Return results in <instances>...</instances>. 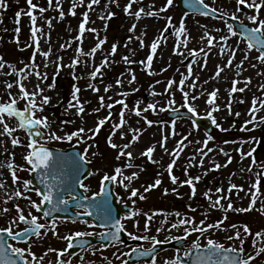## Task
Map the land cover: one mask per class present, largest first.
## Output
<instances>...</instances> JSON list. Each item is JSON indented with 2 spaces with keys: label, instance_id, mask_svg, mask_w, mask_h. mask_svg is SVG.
<instances>
[{
  "label": "rangeland",
  "instance_id": "rangeland-1",
  "mask_svg": "<svg viewBox=\"0 0 264 264\" xmlns=\"http://www.w3.org/2000/svg\"><path fill=\"white\" fill-rule=\"evenodd\" d=\"M72 2L73 0H61L60 8H57L56 0H53L52 7H49L48 0H33V3L46 9L43 13H40L38 8L32 10L37 17L36 25L43 32L40 39L41 51L37 52L35 57H33V52H36V47L31 38V19L26 14L29 8L27 0H6L8 7L0 8V57L7 62L5 68L0 69V103L10 100L8 95L10 92L12 97L18 99L17 107L23 110L26 101L19 99L20 89L16 83L17 80H20L28 92H38L35 98L38 104L44 96L50 98L49 103L43 106V111L36 112L37 116L48 117L51 126L48 131H55L58 135L64 136L65 133H70L81 127L85 128L84 139L81 142H77V140L75 142L84 150L87 149V156L92 160V167L94 166V174L87 181H98L100 176L103 179L106 173L112 175L116 167L122 169L124 176H130L136 172L137 178L132 180L130 184L125 180L128 184L125 191L119 188L117 190L120 195L119 201L132 205L134 211L140 213L133 219L124 220L125 228L131 233L137 236H155L159 241L165 242L174 237L184 236L183 229L188 225L171 228V224L180 218H194L198 226H206L207 224H215L227 216L221 229H209L203 236L198 233L199 235H196L195 240L188 236L189 243H193L199 238V243L204 246L207 239L211 238L222 243L225 248H239V239H227L229 235H234L235 231L229 226L247 224L252 235H245L242 228L240 229L245 241L243 245L245 255L251 254L256 257L250 264H264V253L256 256V250L264 247V237H257L255 246L252 243L254 234L264 230V215L258 211L261 202L264 201V183L260 185V195L253 210L248 212L235 211L237 208L248 207L251 201L250 192L255 191L251 185L256 182L258 176L264 179V166H262L264 163V122L260 119L264 117V109H261L259 104L260 100H264V88L260 87L264 85V64L256 60V55L251 52L248 60L244 61L241 66L239 75H237L238 69L235 65L243 59L245 46L235 36L228 40V48H235L238 44L240 50L236 53L233 65L224 68L218 78L213 77L217 65L224 66L227 63V49L226 54L222 56L219 47H213L208 53L206 66H204L203 57L197 56V62L192 65L193 75L186 80L184 91L189 92V97L192 95L199 96L194 101L189 99V103L196 108L198 116L208 118L207 112L211 111V106L207 104L208 93L218 89L216 104L219 106V111L213 112V116L220 127L214 125V134L212 135L214 139L208 141L207 145V148H211L212 151L207 152V148H204L203 145V141L207 137L201 132L193 130L189 123L166 121L162 125H155L149 123L148 118L152 115L163 116L165 112L172 109H183L179 105L181 96H183L180 91L179 80L182 74L187 76V66L192 63L189 50L196 49L198 51L201 48L207 50V41L201 40L205 33V27L202 26H206L208 33L219 41L220 36L229 35L226 23L224 21L212 22L197 17L186 18L177 11L175 0L166 11L159 12L160 18L142 16L139 20L134 15H128L124 12L123 9L128 4V0H114V2L113 0H100L98 4H92L91 9L88 7L90 0H83V4H79V0H77L78 6L74 9L75 15L69 12ZM204 3L208 4L209 8H215L226 16L232 17V14L235 13L239 21L248 24L250 21L247 20V15L255 14L254 10L243 5L240 6L241 10L237 12L236 0H204ZM165 4L166 0H140L139 3L133 4L130 12H135L140 7H144L145 11H148L150 10L149 5H152L151 10L158 11ZM61 9L65 13L63 19H60L59 16ZM18 11L22 13L19 24L16 23ZM84 12H88L89 16L88 23L85 25L86 29L94 28L96 32L85 31L81 42L76 37L79 35V25L83 20ZM108 12H112L114 15L108 18ZM260 15L264 18V8L261 9ZM102 16L105 18L102 19ZM167 17H172L173 33L167 39L160 40V34L168 24ZM48 19L52 20L51 28L48 27ZM181 19L185 23L188 42L187 47H184L183 44L180 47L183 55H178L174 54L173 51L177 40L174 30L179 27ZM133 24H136L135 30L129 31ZM17 27L20 28L19 34L15 31ZM38 35L40 34L38 33ZM17 36L19 43H17ZM129 37L132 39L129 40ZM141 39L144 42V47L140 46ZM100 40H105V43L101 45L94 56L76 52V49L80 47L84 53H87ZM156 40H159L160 43L151 64V71L154 74L150 75L140 61H146L147 56L151 53V44ZM219 43L223 42L219 41ZM113 44L117 45V51L114 55H109ZM61 45H65V47L61 48ZM49 48H51V53L48 58H45L41 52L48 51ZM106 56L108 63L101 67L102 75L98 74L93 79L90 73L97 66L102 65ZM123 56H128L133 62L125 63L122 60ZM74 59H78L79 62L72 66ZM8 64L15 65L16 69L23 68L24 71L17 75L12 68L8 67ZM33 64L37 67H33ZM45 65L47 66L45 67ZM252 65H256V67H252ZM162 69H166V71H161ZM36 72H39L42 77L46 76V78L37 77ZM133 74L136 76V80L130 84L129 81ZM25 76L26 79H21ZM197 77L196 87L194 89L188 87ZM118 78L122 81L120 85L116 84ZM249 79L251 82L245 87V83ZM168 80L175 81V85L169 92H165ZM234 80L238 81L236 87L245 88V91H237L232 94L230 113L228 109L229 90L233 87L232 82ZM157 81L160 83H156ZM7 83H12L13 87L8 89ZM90 84L98 91H93L92 87H89ZM109 84L112 87L105 92L104 89ZM74 87L79 89L77 97L85 109L79 115H77L75 107L69 108V103L76 104L72 97ZM133 89L137 90L133 91ZM124 92L129 93V95L126 97L120 95ZM152 92L157 94L152 95ZM101 96L105 97V105L110 103L114 105L112 109L106 106L100 107ZM63 98H65V102L62 100ZM173 98L175 103L169 105V99ZM254 98L257 99L256 107L260 110L256 112V120L246 124V121L252 119L249 109L252 108ZM121 99L128 105V108L124 109L126 123L120 129H116L115 134L112 135L113 124L120 122V113L123 107L114 102ZM137 101L140 102L138 105L140 109H145L149 103H154L156 106L154 109L142 111L141 115L137 116L132 111L133 108L137 107ZM96 109L99 111H95ZM109 112H111L110 117ZM237 112L240 113L239 116L236 115ZM105 117H109V119L93 136L92 132L88 130H95L98 121ZM5 122L16 131L11 136L0 135V165H3L0 167V182L4 185L0 187V228L8 227L10 221L17 216L16 204L20 205L25 216H28L29 211L35 215L36 209L29 207L30 202L28 200L13 195L17 189L24 193V196L31 197V200L38 203L35 191H25L23 184V181L28 180V169L30 168L24 159L28 153L29 132L17 127L18 118L16 117L9 118L6 116ZM133 129H140L141 131L138 134V140L125 149L126 152L132 153L131 160L129 161L126 156H121L117 160L116 156L120 152V147L111 148L107 138L112 135L113 143L123 146L132 140L134 133L131 130ZM259 129L262 130L261 134H258ZM173 130L175 135H173ZM2 131L3 125H0V132ZM121 133H123V138ZM13 137L20 140V144L15 147L11 142ZM88 137L92 138L88 139ZM165 137H167L166 141H164ZM184 137H187V140H184ZM38 141L39 144H49L56 147L62 146L63 142L50 140L47 134ZM162 141H164V147L160 146ZM179 141H183L185 146L173 166L172 174L178 178L177 184L174 185L168 174L167 166L174 158L170 153L177 149ZM242 141L243 143H241ZM256 141H261L253 153L257 163L253 164V157H245L241 160V151L247 153L250 149L255 148ZM153 146L152 160L156 161L155 163L141 155L148 147ZM261 147L263 151L260 150ZM201 148L207 152V155L203 156L204 163L202 166L200 165L202 157L197 151ZM220 149H223L224 152H221ZM224 153L232 157L231 163H227L228 157ZM193 156L195 159L191 160L190 163V158ZM9 163L13 166L11 170L7 167ZM128 163H131L132 167H125ZM216 163L227 164V166L215 169ZM249 167H251V171H248ZM185 168H187V174H185ZM13 170L19 177L15 184L12 182ZM196 176H200L201 179L195 182L197 191L195 197H192L190 186L181 185L179 181ZM157 178L161 179V185L145 192V188L154 184ZM119 179L121 177H118ZM230 183L238 186L231 192L228 191ZM241 186L243 190H240ZM218 187L222 188L223 191L216 193L215 189ZM29 188L33 189L30 186ZM132 188L138 189L146 199L141 200L139 195L130 198ZM165 188L168 189L167 194L164 193ZM173 188L176 189V192L172 191ZM209 189H212L210 195L213 201L218 196L227 197L221 200L223 208L210 207L209 200L203 195ZM9 196H12L11 200L7 199ZM133 200L135 204H133ZM229 200L233 204V209L225 211ZM4 208L9 209V211L4 212ZM160 209L164 210L167 215H155L149 221V231L145 232L143 229L146 221L144 213L151 214ZM191 209H195V211ZM176 212L181 213V216L174 215ZM165 219H167V223L163 225V230L157 232L156 229L161 227V222ZM201 220H204V225H200ZM137 221L139 227L136 226ZM11 226L14 231L21 227L18 221ZM225 228L228 230H223ZM83 229L85 228L83 227ZM79 230L74 223L57 224V235H53L52 231L49 230L42 239L37 238L36 241H32V244L18 247L27 249L31 246V251L38 258V264H49V261L56 264L58 252L63 250L68 242L61 237L74 234ZM143 242L147 245L151 240H143ZM50 248L57 251H48ZM101 253L105 254V257L100 255ZM124 254L117 248L106 252L93 251V253L80 255L78 259L70 262L71 264H107L106 261L111 260V264H120ZM40 257L43 259L39 260ZM28 259L30 264H37L36 261H32L30 256ZM171 260H173V254L168 252L157 258L156 264H165V261Z\"/></svg>",
  "mask_w": 264,
  "mask_h": 264
},
{
  "label": "snow or ice",
  "instance_id": "snow-or-ice-1",
  "mask_svg": "<svg viewBox=\"0 0 264 264\" xmlns=\"http://www.w3.org/2000/svg\"><path fill=\"white\" fill-rule=\"evenodd\" d=\"M99 2H100V0H90L88 7L91 9L92 4H98ZM113 2H114V0H113ZM139 2H140V0H128V4L123 9L126 14L134 15L137 20L141 19L142 16L160 18L159 12L166 11L173 4V0H166V4L162 8H160L158 11L151 10L152 5H149L150 10H148V11H145L144 7H140L135 12H130V9L133 7V4H136ZM27 3H28L29 8H28L26 14L31 19V25H32L31 26V38H32V40L35 44V47H36V52H33V57H35L36 53L41 51L40 50V39H41V35H43V32H42V29L36 25L37 17H36V15L33 14L32 10L38 8L39 12L43 13L46 11V9L39 7L37 4L33 3V0H27ZM60 3H61V0H56V7L57 8H60ZM185 3L186 4L194 3L196 5H199L201 9L205 10V11H203V14L208 15L207 9H209V5L205 4L204 0H185ZM236 3H237V9H236L237 12H239L241 10L240 6H242V5L246 6L248 9L254 10L255 14L247 15V20L250 21V26H246L243 24V22H241V28L239 30H234V27L231 23L225 22L229 35L219 37V41H222L223 43H219V41H217L216 37H214L208 33L206 26H202V27H205V33L201 37V40L207 41V50H205V48H201L198 51L196 49L189 50V55L192 57V63H189L187 66V68H188L187 76H185L184 74L181 75V79L179 80V86H180V91L183 93V99H184L183 107H185L187 109V111L189 113H191L193 116L197 115V110L192 104L189 103V99L194 101V100L198 99L199 96L198 95H192L191 97H189V92L184 91V86L186 84V80L193 75L192 65L197 62V56L198 55L203 57L204 66H206L208 53L211 52L213 47L218 46L220 49V55H222V56L226 54V49H227V54H228L227 63L224 66L217 65V70H216L215 76L213 77V78H218L220 76L221 72L224 71V68L231 67L233 65V62H234L235 57H236V53L240 49H239L238 44H237V47H235V48H228V40L232 36L239 35L241 37V39L246 43V48L243 50L244 51L243 59L240 61L239 64L235 65L236 68L238 69L237 75H239V70L241 69V66L243 65L244 61L248 60L249 54L254 49L258 53V55L255 57V59L258 60L261 64H264V18H262L260 15L261 9L264 8V0H236ZM79 4H83V0H79ZM48 5H49V7H52L53 0H48ZM77 6H78L77 0H73L72 7L69 9L70 14H72V15L76 14L74 9ZM7 7H8V4L6 3V0H0V8H7ZM211 11L216 12L217 9L212 8ZM21 14L22 13L19 11L16 13V17H17L16 23L17 24H19V22H20L19 18L21 16ZM113 15H114V13L108 12V18H111ZM185 15H187V14H185ZM59 16H60V19H63L65 16V13L62 9L59 12ZM101 18L104 19L105 17L102 16ZM166 19L168 20V24L165 26L164 32H167L168 29L172 27V17H167ZM232 19L238 20L239 18L235 15V13H233ZM88 20H89L88 12H84L83 13V20L79 25V35L76 37V39L80 40L81 42H82V37H83V34L85 31L96 32V29H94V28L86 29L85 25L88 23ZM47 24H48V27L51 28L52 27V20L48 19ZM135 28H136V24H133L132 27L129 29V31H134ZM15 31L17 34H19L20 28L17 27L15 29ZM216 31H219V29H216ZM186 32H187V30L185 28L184 20L181 19L179 27L174 30V35L177 37L176 47L173 49L174 54L183 55V52L180 51V47L182 44L184 47H187L188 36L186 35ZM38 33L40 35H38ZM182 34H183V38H182ZM161 36L163 37V32L161 33ZM131 39H132V37H129V40H131ZM17 43H19L18 36H17ZM103 43H105V40H100L95 45V47L90 49V51L87 53H84L83 49L80 47H78L76 49V52L79 54H82V55L94 56L95 53L97 52V50L101 48V45ZM159 43H160L159 40L153 41V43L151 44V53L147 56L146 61H140V63L143 64L145 66V68L148 70L150 75L154 74L151 71V64L153 62V56L157 52V48H158ZM125 46H127V45H125ZM140 46L144 47V42L142 39L140 40ZM29 47H30V45H29ZM64 47H65V45H61V48H64ZM116 51H117V45L113 44L111 47V52L109 53V55H114L116 53ZM50 53H51V48H49L48 51L41 52V54L45 58H48ZM122 60L125 63H132L133 62L129 59L128 56H123ZM78 62H79L78 59H74L72 61V66H75ZM6 63L7 62L4 61L2 57H0V69H4L6 66ZM107 63H108V58L106 56L104 58V60L102 61V65L97 66L95 68V70L90 73V76L93 79H95L98 74L102 75L101 67L106 65ZM46 66L47 65H45V67ZM8 67L12 68L13 72L17 75H19L20 73H22L24 71L23 68L16 69L15 65L8 64ZM33 67H37V66L35 64H33ZM252 67H256V65H252ZM161 71H166V69H162ZM35 74L37 75V77L46 78V76L42 77L39 72H36ZM26 78H27L26 76L21 77V79H26ZM135 80H136V76L133 74L129 83L131 84ZM196 80H198V77L195 80H193L192 84L188 85V87L194 89L196 87ZM250 82H251L250 79L247 80L245 83V87H247V84ZM16 83L20 89L19 99L25 100L26 104H25V107L23 108V110L19 109L17 107L18 99L15 97H12V94L10 92L8 93L10 100L8 102L0 103V125H3V131L0 132V135L11 136L12 133L16 131V129L9 127V125L5 122L6 116L9 118H12V117L18 118L17 127L19 129L29 130V143L27 144V148L30 149V151L27 153V155L24 157V159L31 166L28 169L30 172H35L37 170H40L42 173H45V178L41 180V183H43L45 185V189L43 191H41L39 188L30 189L29 185H30L31 181H29V180L23 181L25 191L34 190L36 195L38 197H41L39 203H37L34 200H31V197L24 196V193H22L18 189L13 193V195L17 198L23 197L25 200H28L30 202L29 207L34 208L37 211H40L42 205H44L46 202L48 205H51L52 207L49 210L44 211L43 215L44 216H50L51 212L57 209L58 204H65L66 205L69 202L68 199H63V198H57V200L54 202L52 189H53V187H55V185L47 183V174L50 172L56 171V169L58 168V165L61 164V158L54 156L53 153L50 152L47 147H44L43 145L39 144V141L37 139V138L43 137L45 135V133L43 131H41L40 129L49 130L51 127L49 120H48V117L36 115V112H38V111L42 112L43 111V106L49 103L50 98L48 96H44L42 101L38 104L36 99H35L36 96L38 95V92H31V93L28 92L26 90L25 86L20 82V80H17ZM121 83H122L121 79L118 78L116 80V84L120 85ZM156 83H160V81H157ZM232 83H233V87L229 90L230 99H229V103H228V109H229L230 113H231V97H232V94L237 92V91H239V92L245 91V88H237L236 87L238 81L234 80ZM174 85H175V81L168 80L167 87L165 88V92H169L174 87ZM6 87L8 89H11L13 87V84L7 83ZM37 87H39V86L37 85ZM89 87H92L93 91H98V89L95 88L91 84L89 85ZM111 87H112V85L109 84L108 86L105 87L104 91L107 92ZM260 87L264 88V85H261ZM136 90L137 89H133V91H136ZM78 92H79V89L74 87L72 97H73V100L76 101V104L73 105V104L69 103V108L75 107L77 109V115L83 113L85 110L83 104L80 103V101L77 97ZM217 93H218V89L213 90L212 92L208 93L207 104L211 106V111L207 112V116L211 120V123L216 125V127L219 128L220 125L217 123L215 117L213 116V112L219 111V106L216 104ZM151 94L156 95L157 93L152 92ZM120 95L126 97L127 95H129V93L124 92V93H120ZM104 101H105V97L101 96L100 97V107L101 108H103L105 106L109 109L113 108V106H114L113 104L110 103V104L105 105ZM241 102H243V101H241ZM257 102H258L257 99L254 98L253 102H252V108L249 109V112L252 116V119L249 121H246L245 122L246 124L253 123L256 120V118H257L256 112L260 110L256 107ZM114 103L120 104L123 107H122L121 113H120V117H121L120 122L113 124L112 135L115 134L116 129H120L126 123V121L124 119V109L128 108V105L125 103V101L123 99L115 101ZM139 103L140 102L137 101V107L132 109V111L137 116H140L142 111H147V109H154L156 106L154 103H149L145 109H140L138 106ZM168 103H169V105L174 104L175 103L174 98L169 99ZM259 104H260V108L264 109V100H260ZM95 111H99V109H96ZM173 111H175V109H173ZM236 115L239 116L240 113L237 112ZM110 116H111V112H109V117ZM109 117H105L103 119H100L96 125L95 130L89 129L88 131H91L92 135L95 136L100 131V127L105 124V122L109 119ZM260 119L262 122H264V117H261ZM149 123H151V121H149ZM193 126H195V121H193ZM33 130H34V136L36 138H32ZM85 131H86L85 128L81 127V128H79L75 131H72L70 133H65L64 136L58 135L55 131H48L47 136H48V139H50V140H52V139L62 140L63 139V140H67V141H72L73 138L75 137V138H77V142H81L84 139L83 133H85ZM131 131H133V133H134L132 136V140L129 143L124 144L123 146H118L117 144L113 143L112 135H109V137L107 138L108 145L111 148L115 149V148L120 147V152L116 156L117 160H119L121 156L128 157L129 161L132 158V153L126 152L125 149L129 148L131 143L136 142L138 140V138H139L138 134L140 133L141 130L140 129H133ZM173 135H175L174 130H173ZM121 137L123 138V133H121ZM91 138L92 137H88V139H91ZM213 139H214V137L207 136V138L203 141L204 148H207L208 141L213 140ZM166 140H167V137L164 138V141H166ZM184 140H187V137H184ZM164 141L161 142V145H160L161 147L165 146ZM11 142H12V145L14 147L17 146L18 144H20V140L17 137H13ZM225 143H228V141H225ZM241 143H243V141ZM256 143L259 144V143H261V141H256ZM184 146L185 145L183 144V141H179L177 144V149H174L172 151V153H170V155H172L174 158L168 164L167 171H168V174H169L171 181L174 185L177 184L178 178L172 174L173 173V166L176 164V161L179 158L180 153L183 151ZM165 151L167 152L166 148H165ZM197 151L201 154L202 158L200 159V165L202 166L204 163L203 156H206L207 152H211L212 149L207 148V152H205L204 149L201 148V149H197ZM220 151L224 152L223 149H220ZM238 151H239V149H238ZM255 151H256L255 148L250 149L247 153H244L241 151V160L245 159V157H253V164H256L257 160L253 156V153ZM153 152H154V146L148 147L144 152L141 153V155L146 156L148 158V160L155 163L156 161L152 160V153ZM85 153H87V149H85ZM224 154L228 157L227 163H231L232 157L230 155H228L227 153H224ZM194 159H195L194 156L192 158H190V163H191V160H194ZM79 160L84 161L85 156H80ZM226 166H227V164L221 165L219 163H216L214 165V168L219 169L221 167H226ZM262 166H264V163H262ZM0 167H3V165H0ZM7 167L11 170L13 166L11 163H9L7 165ZM125 167H132V164L128 163L125 165ZM242 171H243V169H242ZM248 171H251V167L248 168ZM185 174H187V168H185ZM137 175L138 174L136 172H133L130 176H124L122 169L120 167H116L114 170V174L109 175L106 173L103 176V179L101 181V193L103 192L104 181L119 182L122 186L125 187V189H127L128 184H125L124 181L127 180L130 184L132 180L137 178ZM118 177H121V179L118 180ZM51 178L53 181H55L57 179L56 175H52ZM18 179H19V177L16 175L15 170H13L12 171V182H13V184H15L18 181ZM200 179H201L200 176L189 177L186 180L179 181V183L181 185L186 184V185L190 186L191 196L195 197L196 191H197L196 187H195V182H198ZM74 183L79 184V186L81 188H85V190H86V186L80 180L79 176L75 177ZM161 183H162L161 179L157 178L155 180L154 184H150V185H148V187L145 188V192L150 191L152 188H155V187L161 185ZM262 183H264V179H262L260 176H258L256 182L251 185V187L253 189H255V191L250 192L251 201L248 204V207L247 208H237V209H235L236 212H248V211H251L254 209V207L257 203V200L259 198V195H260V185ZM3 186H4L3 183L0 182V187H3ZM237 187H238L237 185L230 183L228 191L231 192L232 189H236ZM240 190H243L242 186L240 187ZM65 191L71 197V193L73 191L72 187L71 186L65 187ZM172 191L176 192V189L173 188ZM222 191H223V189L219 188V187L215 189L216 193H220ZM211 192H212V189H209L208 191H205L203 193L204 197L209 200L210 207H212V208H223V205L221 204V200L226 199L227 197L218 196L213 201L212 196L210 195ZM101 193H94V197L99 196ZM164 193L167 194L168 189L165 188ZM138 195H139V198L141 200L146 199V197L142 193H140L138 189L132 188L131 192H130V198L136 197ZM71 198L72 199H78L77 197H71ZM7 199L11 200L12 196H9ZM82 199L88 200L89 198L87 196H84V197H82ZM5 203H7V201H5ZM133 204H135L134 200H133ZM77 206L78 207L83 206L85 208H88V207H91L92 205H80V204H78ZM15 207L17 210V216L14 217L10 221V224L8 227L0 228V264H17V258L20 261H23V264H30V261L28 259L29 256L32 258V261H36L38 264V258L31 251V246H29V248H27V249L23 248V247L13 246L12 244H9L7 242V240H5L4 234H6L7 238L11 239V240H16L18 237H21V236L27 237L29 234L34 235L38 239H42L45 235H47V232L49 230L52 231L53 235H57V222L55 220H53L51 225H48L46 223H39L38 217L36 215H33L31 211H29L28 216H25L24 211L20 207L19 204H16ZM95 207L100 209L101 212L103 213L104 218L109 221L108 224H102L101 225V227L109 228V232L106 234L107 237L113 241H118L120 232L124 230V224L121 222L120 219H117V218L112 216L113 210H112V208H111V206L107 200L96 203ZM231 209H233V204L229 200V203L227 205V209L225 211L231 210ZM191 210L195 211V209H191ZM3 211L8 212L9 209L4 208ZM258 211H260V213L262 215H264V201L261 202L260 208L258 209ZM84 214L85 215H91L90 212H86ZM139 214L140 213L138 211H130L129 213H127L125 215L124 219L130 220ZM157 214L165 215V216L167 215L164 212V210H162V209L156 210L155 212H153L151 214L144 213V215L146 216V221H145L144 226H143V229L145 232L149 231V221H151L153 219V217ZM174 215H176L177 217H180L181 213L176 212V213H174ZM226 219H227V216H225L222 220L217 221L215 224H207L206 226H198L195 223L194 218H180L177 222L171 224V228H178L181 226L188 225V227H184V229H183L184 230V238H187L192 232H198L201 236H203L209 229H213V228L221 229L223 227L224 221ZM17 221L23 222V223L29 225V227L23 229L20 232L14 231L11 225L15 224ZM166 223H167V219H165L164 221L161 222V227H158L156 229V231L157 232L162 231L163 225ZM199 223H200V225H204L205 222H204V220H201ZM136 226L139 227L138 221L136 222ZM229 227L235 231H234V235H229L227 237V239L228 240L239 239L240 240V247L239 248H237V247L225 248V246L222 243H219L217 240H214L211 238L207 239L206 245H204L202 247L201 244L199 243V238H198L196 241H193L191 248L184 251V255L185 256L190 255L191 249L194 248V249H200L201 251L197 252L196 258L193 260V264H250V262L255 260L256 257L251 255V254L245 255V248L243 246L245 241H244V238H242V233H241L240 229L242 228L243 234L252 235L251 229L249 228V226L247 224H243L240 226H238L236 224H232ZM41 230H44V231H41ZM223 230L227 231L228 229L225 228ZM93 234L94 233H91V232L77 231L74 234H70L68 236H64L61 238L68 241L67 248H72L73 247V241L75 238L91 236ZM129 235L131 236L132 239H136V240H151V242L153 244V248L143 249V250L133 248L131 251L133 253H135L138 257H146V256L151 255L152 264H156L155 245H158L162 242L159 241L155 236H151V237L148 235L137 236L133 233H129ZM257 237H264V230L258 231L254 234V238L252 240L253 246H255L257 244V239H256ZM174 239H180V238L174 237ZM85 243H86V241L84 243L80 244V247L82 249L84 248ZM48 251H57V250L50 248V249H48ZM66 251H67V249L60 250L58 252L56 264H71L70 261H65V260L60 258ZM26 253H27V255H26ZM229 253H232V255H230ZM261 253H264V247L258 248L256 250V256H259ZM124 255H127V253H125ZM42 259H43V257L39 258V260H42ZM49 264H52V262L49 261ZM108 264H111V261H109ZM122 264H125V262L122 261ZM165 264H180V261H179V258H176V259L171 260V261H165Z\"/></svg>",
  "mask_w": 264,
  "mask_h": 264
},
{
  "label": "water",
  "instance_id": "water-1",
  "mask_svg": "<svg viewBox=\"0 0 264 264\" xmlns=\"http://www.w3.org/2000/svg\"><path fill=\"white\" fill-rule=\"evenodd\" d=\"M178 1H179L178 6H179L180 9H182V10H184L186 12H196V13H200V14L204 15L203 11H205V10L201 9L199 5H196L194 3L186 4L185 0H178ZM207 11H208V15L209 16L218 17L217 14H215V13L209 11V10H207ZM229 22L237 30H239L241 28V25L237 24L236 21L229 19ZM169 33H170V30L168 29L167 32L163 33V38L166 37ZM167 117H172V118L186 117V118H190L191 120L195 121V124L201 126L206 132L210 133V131H211V127H210L209 123H207L204 120H197V119H195L194 117H192L188 113L172 112V113L168 114ZM153 120L159 121L156 118H153ZM47 148H48V150L50 152L53 153L54 156L61 158V164L58 165V168L56 169V171L55 172H50V173L47 174V181H53L52 178H51L52 175H56V177H57V179L55 181H53V182L62 181L61 177L63 175H64V177L66 179H68L72 175L74 176V175L77 174L79 176L80 180L88 175V171H86V169H85V167H87V166L84 165V163L79 160L80 156H79V154H78L76 149L72 148V149H70L68 151H58V150H55V149L50 148V147H47ZM85 171H86V173L83 174ZM44 178H45V173H42L40 170H37V171L32 173L31 184L36 185L42 191L43 189H45V185H43V183H41V180L44 179ZM44 206L45 207H44L43 211H47V210H49L52 207L51 205H48L47 203L44 204ZM56 213L59 215V217H61V216L63 218H67L68 217L60 209H56V210L52 211L51 215L50 216H46V217H48V219H51L52 217H54V215ZM118 213H120L119 210H118ZM4 238H5V240H7L6 234H4ZM24 238L25 237L23 236L22 239H24ZM17 239H19V237ZM180 244H181V242L177 241V242H174V243L158 246V247L155 248V253H157L159 251H162L164 249L177 248ZM199 251H201V250H198V251L193 250L191 252V254L189 255V257L185 260L184 264H193V260L196 258L197 252H199ZM229 254L232 255V253H229ZM150 259H151V255L147 256V260H150ZM17 264H22L18 258H17Z\"/></svg>",
  "mask_w": 264,
  "mask_h": 264
},
{
  "label": "flooded vegetation",
  "instance_id": "flooded-vegetation-1",
  "mask_svg": "<svg viewBox=\"0 0 264 264\" xmlns=\"http://www.w3.org/2000/svg\"><path fill=\"white\" fill-rule=\"evenodd\" d=\"M84 184L88 185V187H87L88 189H93V190H88V189L85 190V188H82V191H83L85 196L90 197V196L94 195V193H99V189L101 186L100 182H97V183L96 182H85ZM66 199H68V198H66ZM95 233H96V235H98L97 232H95ZM95 248H101V247L96 246Z\"/></svg>",
  "mask_w": 264,
  "mask_h": 264
}]
</instances>
